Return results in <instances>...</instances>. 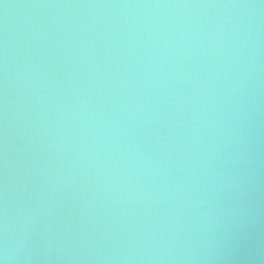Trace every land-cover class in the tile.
I'll list each match as a JSON object with an SVG mask.
<instances>
[{"label": "water", "instance_id": "95a60500", "mask_svg": "<svg viewBox=\"0 0 264 264\" xmlns=\"http://www.w3.org/2000/svg\"><path fill=\"white\" fill-rule=\"evenodd\" d=\"M3 264H264V0H0Z\"/></svg>", "mask_w": 264, "mask_h": 264}, {"label": "clouds", "instance_id": "9594fccd", "mask_svg": "<svg viewBox=\"0 0 264 264\" xmlns=\"http://www.w3.org/2000/svg\"><path fill=\"white\" fill-rule=\"evenodd\" d=\"M0 264H3V262H2V261H0Z\"/></svg>", "mask_w": 264, "mask_h": 264}]
</instances>
